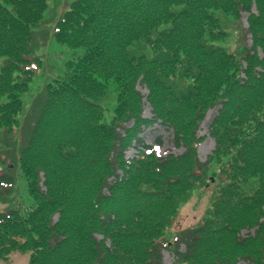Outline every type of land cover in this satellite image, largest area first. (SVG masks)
<instances>
[{"label": "trees", "instance_id": "1", "mask_svg": "<svg viewBox=\"0 0 264 264\" xmlns=\"http://www.w3.org/2000/svg\"><path fill=\"white\" fill-rule=\"evenodd\" d=\"M49 1L0 0V133L19 123L43 63L33 39ZM219 9L249 13L250 46L219 43L228 37ZM57 21L56 39L86 50L34 99L13 155L34 202L0 211V264L16 250L30 251L31 264H164L166 248L177 264H264V0H74ZM111 83L107 122L101 97ZM215 107V148L202 162L200 126ZM158 123L181 154L145 144ZM134 143L145 149L127 159ZM9 171H0V196L14 186ZM208 179L216 186L201 222L165 241Z\"/></svg>", "mask_w": 264, "mask_h": 264}, {"label": "rangeland", "instance_id": "2", "mask_svg": "<svg viewBox=\"0 0 264 264\" xmlns=\"http://www.w3.org/2000/svg\"><path fill=\"white\" fill-rule=\"evenodd\" d=\"M74 0H50L48 6L45 9L44 16L41 20V26L35 29L33 45L35 53L42 56L43 62L40 65L34 66L36 68L34 79L30 85L29 91L23 94L24 109L19 116V123L16 124L12 130L0 133V171L2 167H8L11 169L9 173L14 177V186L11 189V193L6 196H0V211H3L7 207H15L16 205L23 204L24 206L33 205L34 199L29 191V181L26 174L21 168L20 159L17 160L13 155H18L19 151L24 145L27 134L30 132L31 123L34 119V104L35 97L42 91V88L48 82L55 79V76L62 74L66 69L68 61L76 59L78 55H84L85 47L71 48L67 44L60 43L55 37V29L57 20L63 16V13L68 9ZM221 21V25L224 27L227 33V38L222 39L219 43L232 51L240 49L245 45L250 46L251 35L248 32V16L249 13L245 11L240 17L235 15H228L223 9L216 11ZM54 27V28H53ZM53 33V36H52ZM108 94L101 97V104L105 112V120L111 122L113 117L114 107L117 103V89L116 86L111 83ZM140 91L146 95L148 89L146 86L139 85ZM153 108L148 102L145 104L144 116L151 117L153 114ZM218 112V107L210 110L206 114V118L203 120L200 126V135L203 138L202 143L199 146L200 161L205 162L214 151L215 141L210 136V124L214 120L215 115ZM26 118L30 119L26 122ZM209 118V119H208ZM129 126L131 123L128 124ZM30 127V128H29ZM145 144H151L155 146V152L160 156H167L171 153L180 154L183 152V147H178L174 140H172L171 130L169 131L161 124H155L146 128L141 135ZM161 139L162 143L158 144V139ZM135 148V149H134ZM129 148L130 153H136V147ZM17 160V162H15ZM4 161V162H3ZM6 161V162H5ZM3 164V165H2ZM39 185L45 189L43 183ZM216 184L214 181L208 179V183L204 188H199L192 195V198L184 202L180 207L179 215L173 226L168 230L165 235V241L174 242L178 231H184L187 228H191L199 224L205 216L209 207L211 198L214 194ZM250 230H244L245 235L252 234ZM175 243V242H174ZM181 251L185 250V246L181 245ZM164 264H177V257L171 251L166 248L164 250ZM31 252L30 251H13L9 255V264H31ZM238 264H249L247 261H240Z\"/></svg>", "mask_w": 264, "mask_h": 264}, {"label": "bare ground", "instance_id": "3", "mask_svg": "<svg viewBox=\"0 0 264 264\" xmlns=\"http://www.w3.org/2000/svg\"><path fill=\"white\" fill-rule=\"evenodd\" d=\"M209 119V118H208Z\"/></svg>", "mask_w": 264, "mask_h": 264}]
</instances>
